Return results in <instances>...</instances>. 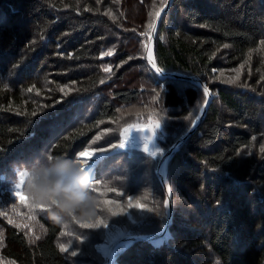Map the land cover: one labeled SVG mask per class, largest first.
Masks as SVG:
<instances>
[{"label":"trees","instance_id":"obj_1","mask_svg":"<svg viewBox=\"0 0 264 264\" xmlns=\"http://www.w3.org/2000/svg\"><path fill=\"white\" fill-rule=\"evenodd\" d=\"M166 2L0 0V264H98L68 253L90 238L93 229L84 225H96L98 217L56 224L47 209L30 212L11 194L21 165L44 152L69 159L85 149L108 152L123 126L152 115L165 131L159 141L166 151L193 123L207 98L203 88L160 78L145 51L144 34ZM155 56L164 71L201 77L213 96L168 161L170 237L158 244L136 240L115 261L264 264V0H172ZM157 164L136 149L96 164L95 194L104 206L120 207L118 197L132 195L153 210L130 223L136 234L158 232L166 221ZM113 175L124 184L108 191L105 180ZM247 197L253 205H245Z\"/></svg>","mask_w":264,"mask_h":264},{"label":"clouds","instance_id":"obj_2","mask_svg":"<svg viewBox=\"0 0 264 264\" xmlns=\"http://www.w3.org/2000/svg\"><path fill=\"white\" fill-rule=\"evenodd\" d=\"M85 168L79 158L44 152L31 166H20L24 191L33 205L48 210L49 219L56 224H66L69 219L79 224L91 223L104 205L95 194L96 185ZM123 179L113 175L105 180V188Z\"/></svg>","mask_w":264,"mask_h":264},{"label":"rangeland","instance_id":"obj_3","mask_svg":"<svg viewBox=\"0 0 264 264\" xmlns=\"http://www.w3.org/2000/svg\"><path fill=\"white\" fill-rule=\"evenodd\" d=\"M108 18H110V17H108ZM30 67H31V65H29L27 67V69H29ZM27 69H25L24 72ZM194 110H195V107L192 106L191 112L193 113ZM261 122H262V125H264V118H262V117H261ZM156 124H159L160 127L159 128L155 127ZM133 125L138 126V127H142V128H147V129H149V131L141 132L138 130H133L130 133L128 141L125 143V147L124 148L116 147L120 143L124 142V139H125L124 129L130 128ZM120 132H121V135H120L119 140L117 142H115L112 145V148L109 150V151H111V153L127 152L128 154H132L133 149L142 150L143 152H146L144 150V144L149 143V151H147L146 153L155 159V167H156L158 159L165 152V147L159 141L160 139H163L165 137V131H164L163 126L161 125V122L158 119V117L152 115V117H150L149 120L141 121V122H134V123H131L128 125L126 124L125 126H123L121 128ZM145 136H153V137H152L151 141H145V139H144ZM180 137L181 136L177 137L176 139H179ZM157 149H159L160 152L156 156H152L151 152L156 151ZM85 152H91L93 155L91 157H87V156L86 157H80V159H87L89 161V163H92L93 161L97 160L95 162V168L92 171V173L90 174L93 178L95 175L96 164L98 163V159H100L101 154L104 153L105 151L96 152L93 149H85ZM134 167H136V165L131 166V168H134ZM121 184H124L123 181H121ZM146 190H147L146 188L141 189L138 192V197L140 195H142V197H144L145 195L141 194V193H143ZM127 191H129L128 188H127ZM113 196L117 197V196H119V194H117V192H116L115 194H113ZM134 197L135 196H132V195L130 196V198H132L133 200L130 198L126 199V196L118 197V198H120L119 200L122 202V205L120 207H118L116 204L109 205L108 207L104 206V209L102 208L101 211L98 213V219L96 220V225L100 224V226H96L93 223L94 225L93 226L91 225L93 230L89 234L90 238L88 240H85V243L82 247H81V245L77 246V247H70L69 248L70 250H68V253L73 255V252H75L76 253L75 256H77L78 258H90V259L94 260L93 262H95V263L97 262L98 264H105V260L108 256L107 254L109 253L112 245L114 243H116L118 238L123 237L124 235L136 234V233H134V231L131 230V228H133V225L130 223L131 222H140L142 219L149 216V214H147V212H149V213L153 212L152 209L146 208V207H148L149 204L143 203L139 198H138V201H135ZM122 198H124V199H122ZM113 200H116V199H113ZM130 201H131V203H130ZM252 201H253L252 199H248V197H247L246 200L244 201V203H245V205H247V204L253 205L251 203ZM138 204L143 205L144 207H142V208L137 207L136 205H138ZM199 215H200V213H199ZM106 217H108L107 221L104 220V218H106ZM70 222L71 221H68V223H70ZM109 224L111 226H112V224L122 226L123 232H122V234H120L118 236V238L114 237V239H112L110 242L108 241L106 244H104L103 238L105 235V232H104L105 228H106L105 225H109ZM129 225L131 228L129 227ZM71 227L74 228V225H71ZM114 230L116 231V229H114ZM127 243H128L127 241L121 242L115 250L116 253L119 250H121L123 248H127L129 245H132L133 242L131 244H127ZM96 245H101V251H99L97 249ZM102 248L104 251H102ZM114 260H115V257H114Z\"/></svg>","mask_w":264,"mask_h":264},{"label":"water","instance_id":"obj_4","mask_svg":"<svg viewBox=\"0 0 264 264\" xmlns=\"http://www.w3.org/2000/svg\"><path fill=\"white\" fill-rule=\"evenodd\" d=\"M172 3V0H167L166 4L160 9V17L159 18H155L154 20V25H155V31L151 32V43H150V48H151V53H152V58L155 62V69L159 68L161 71H159V76L160 78H166V77H171V78H177V79H182V80H187V81H191L194 83H197L198 85H203L206 86L208 88V95L205 102L202 104L201 108L198 111V114L196 115L193 123L191 124V126L187 129V131L181 135V137L179 139H177L164 153L163 155L160 157L158 164H157V172L160 176V179L163 183L165 192H166V207H167V216H166V221L165 224L163 226V228L161 230H159L158 232L155 233H151V234H129V235H124L123 237L118 238V236L120 234H122L123 232V228L120 225H115L112 224V226L109 224L106 226L105 228V236H104V240L103 242L105 243L107 241V237L109 235V230H114L115 234L109 238V239H114V237H117L118 240L116 241V243H114L109 251V253L107 254V260H106V264H117L114 260L115 257V250L117 248V246L124 241H127V244H131L132 242L136 241V240H147L150 241L152 243L158 244L163 242L164 240L168 239L170 237V223L172 221V216H173V206H172V201H171V191H170V187L168 184V173H167V166H168V161L171 158V156L173 155V153L178 149V147L188 138V136L194 132V130L197 128V126L201 123V121L204 119L207 110L209 108V105L212 101V91L210 89V87L208 86V84L206 83L205 80H203L201 77L197 76V75H189L186 73H181L178 71H164L160 68L157 58L155 56V45H156V34L158 31V27L160 24V21L162 19V16L164 15V13L169 9L170 5ZM149 44V41H147V45ZM146 55L148 57V53L146 52ZM152 64V63H151ZM111 154V151L109 152H104L101 154L100 159L102 157H104L105 155ZM99 160V159H98ZM97 161V160H96ZM93 161L92 163H89V168H91V172L94 170L95 168V162ZM97 249L99 251H101V245H96ZM102 251L103 248H102Z\"/></svg>","mask_w":264,"mask_h":264},{"label":"snow or ice","instance_id":"obj_5","mask_svg":"<svg viewBox=\"0 0 264 264\" xmlns=\"http://www.w3.org/2000/svg\"><path fill=\"white\" fill-rule=\"evenodd\" d=\"M155 15H156V17L157 18H159L160 17V12H156L155 13ZM148 28L151 30V32H154L155 31V25L154 24H149L148 25ZM144 35H146L147 36V38H148V41H149V44L148 45H145V51L148 53V59H149V61L152 63V67L153 68H155L156 67V65H155V62H154V60H153V58H152V53H151V48H150V43H151V33H145ZM161 39H163V37H161ZM225 47H227V45H225ZM107 55H111V52H108V53H106ZM241 68H243V65H241ZM107 70V69H106ZM156 71L157 72H159V71H161L159 68H156ZM222 75V74H221ZM239 78V76L237 75V77L235 78V79H238ZM230 83H234L235 82V80H231V81H229ZM200 87H202L203 88V94L204 95H208V88L206 87V86H203V85H200ZM32 89L30 88L29 89V91H31ZM61 91H64V89L63 88H61L60 89ZM36 113H35V111H33V113H32V115H35ZM155 127H157V128H159L160 127V125L159 124H156L155 125ZM133 130H138V131H141V132H147V131H149V129H147V128H142V127H138V126H135V125H133V126H131L130 128H126V129H124V133H125V139H124V142H122V143H120L118 146H116V147H119V148H124L125 147V143L128 141V139H129V136H130V133L133 131ZM152 137L153 136H145L144 137V139H145V141H151L152 140ZM255 139V138H254ZM144 150L147 152V151H149V143H145L144 144ZM262 151H264V149H261ZM160 152V150L159 149H157L156 151H152L151 152V155L152 156H156L158 153ZM93 154L91 153V152H85V151H81L80 153H79V155H78V157L77 156H75L74 155V157L73 158H79V160L81 161V163L83 164V165H86V168H85V170H87L88 171V168H89V161L87 160V159H80V157H91ZM17 175V173L15 172V171H13V176H16ZM22 173L19 171L18 172V176L19 177H21V179H19L18 180V182H16V181H12V183H11V189H12V191H11V194L13 195V196H16L17 198H19L20 199V201H21V203H23V204H25L28 208H29V211L31 212L33 209H41V210H44V209H46L44 206H36V205H33L32 203H31V201H30V199L27 197V195H26V192L24 191V184H23V180H22ZM93 180H95V179H93ZM95 190H96V187H95ZM108 191H114V189H111V188H108L107 189ZM130 203H131V201H130ZM13 211L15 212L16 211V208H15V204H14V202H13ZM137 207H144L143 205H136ZM29 219L31 220V219H35V217L34 216H30L29 217ZM9 223H14V221L12 220V219H9ZM17 227H24V226H26V225H16ZM85 227H90L91 225H84ZM3 239V234L2 233H0V240H2ZM37 239H38V237H37ZM61 250H64L63 249V246L61 247ZM73 255H76V253L75 252H73ZM217 264H219V262L217 261Z\"/></svg>","mask_w":264,"mask_h":264},{"label":"bare ground","instance_id":"obj_6","mask_svg":"<svg viewBox=\"0 0 264 264\" xmlns=\"http://www.w3.org/2000/svg\"><path fill=\"white\" fill-rule=\"evenodd\" d=\"M168 72V71H167ZM88 172H89V169H88ZM109 233L111 234H109L108 235V237H107V241L104 243V244H106L108 241L110 242L111 241V239H109V238H111L114 234H115V230H109ZM113 233V234H112Z\"/></svg>","mask_w":264,"mask_h":264}]
</instances>
